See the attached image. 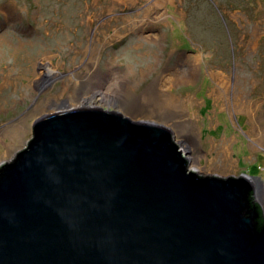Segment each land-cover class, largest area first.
Returning <instances> with one entry per match:
<instances>
[{"label":"rangeland","instance_id":"rangeland-1","mask_svg":"<svg viewBox=\"0 0 264 264\" xmlns=\"http://www.w3.org/2000/svg\"><path fill=\"white\" fill-rule=\"evenodd\" d=\"M84 89L264 207V0H0V165Z\"/></svg>","mask_w":264,"mask_h":264},{"label":"water","instance_id":"water-1","mask_svg":"<svg viewBox=\"0 0 264 264\" xmlns=\"http://www.w3.org/2000/svg\"><path fill=\"white\" fill-rule=\"evenodd\" d=\"M188 164L166 126L118 110L37 118L0 165V264H264L254 176Z\"/></svg>","mask_w":264,"mask_h":264},{"label":"bare ground","instance_id":"bare-ground-1","mask_svg":"<svg viewBox=\"0 0 264 264\" xmlns=\"http://www.w3.org/2000/svg\"><path fill=\"white\" fill-rule=\"evenodd\" d=\"M95 98L105 99L104 94L102 92H98L93 89L78 90L75 96H71L67 99V103L69 104L64 105V108L72 109L74 107H80L78 106L79 103H81V106H88L86 104L89 102H93ZM193 167L198 169L195 166Z\"/></svg>","mask_w":264,"mask_h":264},{"label":"trees","instance_id":"trees-1","mask_svg":"<svg viewBox=\"0 0 264 264\" xmlns=\"http://www.w3.org/2000/svg\"><path fill=\"white\" fill-rule=\"evenodd\" d=\"M248 199H249V203H250V205L251 206H253V205H256L257 207H256V209H257V215H256V228L257 229H260V228H262L263 226H264V215H263V211H262V209L260 208V206L258 205V203L256 202V199H255V197H254V195H253V193L251 192L250 194H249V197H248Z\"/></svg>","mask_w":264,"mask_h":264}]
</instances>
